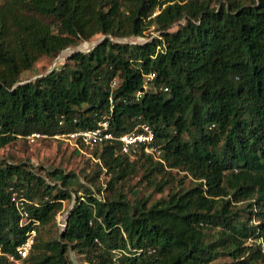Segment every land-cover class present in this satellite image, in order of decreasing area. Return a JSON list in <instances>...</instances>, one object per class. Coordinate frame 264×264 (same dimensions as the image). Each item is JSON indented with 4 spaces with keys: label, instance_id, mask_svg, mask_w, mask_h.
<instances>
[{
    "label": "trees",
    "instance_id": "1",
    "mask_svg": "<svg viewBox=\"0 0 264 264\" xmlns=\"http://www.w3.org/2000/svg\"><path fill=\"white\" fill-rule=\"evenodd\" d=\"M152 28L159 34L145 43L112 39ZM100 34L90 51L16 85L41 57ZM106 119L116 134L150 124L158 158L95 147L109 180L81 196L62 170L48 179L0 162V264H71L70 249L89 264H211L222 254L231 261L221 264L264 263V249L246 244L264 240V0H0V147ZM141 168L159 192L184 175L167 197L132 203L118 185ZM73 192L64 229L46 237Z\"/></svg>",
    "mask_w": 264,
    "mask_h": 264
},
{
    "label": "rangeland",
    "instance_id": "2",
    "mask_svg": "<svg viewBox=\"0 0 264 264\" xmlns=\"http://www.w3.org/2000/svg\"><path fill=\"white\" fill-rule=\"evenodd\" d=\"M11 1V0H8ZM49 20V18H47ZM177 25L173 27L176 28ZM159 33L152 28L147 32L144 37H131L124 39L112 38L114 41L126 42L131 44L145 43L152 39L153 36H157ZM106 38V35H97L90 40L79 41L74 46L60 52L57 56H43L41 57L30 70L25 71L21 75V81L34 80L42 75L47 74L57 66L64 64L73 53L77 51L88 52L97 46ZM64 59V60H63ZM91 150L80 152L74 151L72 145L54 137L35 139L34 141L25 138L18 139L4 147H0V162L10 163H25L32 170L46 175L48 171H54L56 169L62 170L65 174L72 175L74 191H77V195H83L86 188L89 187L96 193L99 186L107 187L109 176L105 173H99V168L95 157L91 156ZM144 169L141 168L132 177L126 181L121 182L118 187L123 190L128 199L132 203H136L137 199L141 197H148L150 203L159 200L160 198L167 197L171 187H177L179 184V176H183L184 172H179L178 178L170 184H168L163 192H159L156 188V180L144 177ZM51 179V178H50ZM51 181L61 183L59 177L52 179ZM185 185H191V178L185 179ZM76 193L73 192V198L66 200L63 205L62 211L57 216V224L52 228L50 232L46 231V237H49L50 233L58 234L61 232L58 226L59 221H62L67 213L73 208L76 202ZM110 192L103 189L100 197L109 196ZM243 215L248 216V213L243 212ZM253 222H256L255 219ZM249 246H261L264 249V240H257L256 238H250L246 243ZM31 250V249H30ZM71 264H89L84 255L74 251L72 249L68 252ZM14 264H24L21 260L12 259ZM231 259L228 255L222 254L211 264H221L230 262ZM264 264V263H260Z\"/></svg>",
    "mask_w": 264,
    "mask_h": 264
},
{
    "label": "built area",
    "instance_id": "3",
    "mask_svg": "<svg viewBox=\"0 0 264 264\" xmlns=\"http://www.w3.org/2000/svg\"><path fill=\"white\" fill-rule=\"evenodd\" d=\"M155 76V73H151L147 76L144 86L146 89L149 87V81ZM113 85H116V81H114ZM137 95L138 97H141L142 91H139ZM47 137H54L65 141L80 152H85L88 149L92 150L95 147H100L104 144H110L114 146L116 153H120L122 155L132 156L136 155L138 152L144 151L145 153L158 158L160 154V151L154 144L156 138L154 128L148 123L139 124L133 131L116 134L111 129L109 120L106 119L99 122L94 128L68 131L64 133H57L55 135L34 132L27 138L34 141L35 139ZM12 201L16 204L18 210L22 214V223L30 222V213L27 209L25 198L19 197L17 193H14ZM65 221L66 217L62 219V221H59L61 229H64L66 225ZM35 235L36 230H31L26 242L18 248L21 259L28 256L30 249L33 246ZM11 258L14 259V257Z\"/></svg>",
    "mask_w": 264,
    "mask_h": 264
},
{
    "label": "water",
    "instance_id": "4",
    "mask_svg": "<svg viewBox=\"0 0 264 264\" xmlns=\"http://www.w3.org/2000/svg\"><path fill=\"white\" fill-rule=\"evenodd\" d=\"M52 70H53V68H52ZM52 70H51V71H52ZM26 82H28V81H22V82L17 83L16 85L24 84V83H26Z\"/></svg>",
    "mask_w": 264,
    "mask_h": 264
},
{
    "label": "bare ground",
    "instance_id": "5",
    "mask_svg": "<svg viewBox=\"0 0 264 264\" xmlns=\"http://www.w3.org/2000/svg\"><path fill=\"white\" fill-rule=\"evenodd\" d=\"M64 60V59H63Z\"/></svg>",
    "mask_w": 264,
    "mask_h": 264
}]
</instances>
